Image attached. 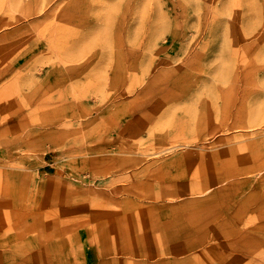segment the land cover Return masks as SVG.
I'll use <instances>...</instances> for the list:
<instances>
[{
  "label": "rangeland",
  "instance_id": "374dc122",
  "mask_svg": "<svg viewBox=\"0 0 264 264\" xmlns=\"http://www.w3.org/2000/svg\"><path fill=\"white\" fill-rule=\"evenodd\" d=\"M0 264H264V0H0Z\"/></svg>",
  "mask_w": 264,
  "mask_h": 264
},
{
  "label": "crops",
  "instance_id": "0c3cea01",
  "mask_svg": "<svg viewBox=\"0 0 264 264\" xmlns=\"http://www.w3.org/2000/svg\"><path fill=\"white\" fill-rule=\"evenodd\" d=\"M172 237H173V235L170 234V238L168 239V241H172ZM175 242H177V241H175ZM178 242H180V241H178ZM101 245H102V249L103 250H107L108 249L107 245H106V243L104 241L101 243ZM136 252H138V250H136ZM142 254H153V251H151V249H150V244H146L145 241L143 242ZM174 254H177V253H174Z\"/></svg>",
  "mask_w": 264,
  "mask_h": 264
}]
</instances>
